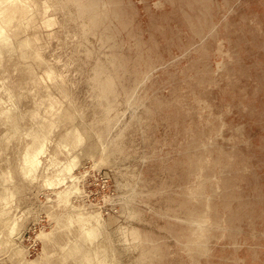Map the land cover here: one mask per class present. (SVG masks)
I'll use <instances>...</instances> for the list:
<instances>
[{
    "label": "rangeland",
    "instance_id": "1",
    "mask_svg": "<svg viewBox=\"0 0 264 264\" xmlns=\"http://www.w3.org/2000/svg\"><path fill=\"white\" fill-rule=\"evenodd\" d=\"M48 14L58 19L51 27L17 19V49L1 54L0 173L9 176L0 175V196H13L0 197V264H75L60 245L83 237L82 216L94 212L103 222L92 248L112 264H245L240 257L260 253L264 0H52ZM36 32L46 66L67 80L73 106L59 96L63 111L75 113L62 112L42 150L29 147L40 119L32 109L48 89L62 93L45 64L21 54ZM32 61L51 88L26 77ZM73 123L88 132L71 153L59 142ZM106 125L104 146L96 131ZM74 153L83 191L65 201L59 191L72 181L59 183L56 171ZM42 229L49 241L37 238Z\"/></svg>",
    "mask_w": 264,
    "mask_h": 264
},
{
    "label": "bare ground",
    "instance_id": "2",
    "mask_svg": "<svg viewBox=\"0 0 264 264\" xmlns=\"http://www.w3.org/2000/svg\"><path fill=\"white\" fill-rule=\"evenodd\" d=\"M51 6H52V0H0V60L2 59L1 58V54L4 53V52L6 54V52H9V50H11L10 48L12 46L14 47V45H15L14 43H11V39H12L11 37H12V34L14 32L13 28H14V25H15L17 19L19 20V21H17L18 23H20V21H22V19H24L25 21L28 20V22L26 21V23L30 24L29 26H32L34 28L51 27V26H53L54 23L56 24L58 22V21H56V20H58L56 17H50L49 14H48V11L51 8ZM16 25H17V23H16ZM25 25L26 24L24 22V25L22 27H24ZM27 25L25 26V28H19L18 27L20 30H18V28H15V30L21 31V29H23L21 32H18V34L22 35V32L24 31L23 32V35H24V33H26L27 30H28L26 28ZM15 27H17V26H15ZM32 27H30V28H32ZM34 28H32V29H34ZM24 29H27V30L25 31ZM15 33H16V31H15ZM49 34L51 36V35L56 34V33L55 32H49ZM19 37H20V35H19ZM25 37L26 36H23V38H21L22 42H23V40L26 41V39H24ZM27 39L28 40L30 39V40L29 41L27 40V42L25 43L26 45H24V43H22L23 46H26V47L22 46L21 54L23 53V55L30 56V57L32 56L33 59H34L33 61L35 62V65L39 66V65L42 64L41 67H44L43 64L47 63V60L44 61V59L46 57L44 58V56H42V54H44V52H43V48L44 47L42 48L43 43H40V42H42L41 41L42 40L41 39V35L38 32L34 33L33 35L31 33V36L28 35ZM7 44H12L11 47H9L8 50H7L8 47H6ZM20 46H21V44L18 46L19 49H20ZM16 47L17 46L15 45L14 48H16ZM23 48L24 49L26 48V49L23 50ZM20 50H18V51L20 52ZM24 51H25V53H24ZM14 52H16V51H14ZM14 55L11 54V56H9L7 54V56H9V57H13ZM33 61L31 63H29V65L26 64V65H28L27 67H30L31 65H33L35 67V65L32 64ZM33 66H31L30 69L28 68L29 71L26 68V70H27L26 74L28 72H32V75H29L30 74L29 73V74L26 75V77H28V75L31 76V78L29 77L30 80L33 83L35 82V84L36 83L38 84L39 80H41V78L42 77L44 78V76H45L47 78L46 81L50 80L54 84V86L58 87L57 89H59L61 91V92L60 91L59 92L62 93V95H58L57 96L53 91H51L52 88L50 86H47L48 84L44 83L45 81H43L44 80L43 78H42L43 82L42 81H40L42 83L39 82V84H43L44 83V85H46L48 88H51V90L50 89L47 90L46 86L43 85L47 91L45 90L46 93H43L44 97L41 94L42 96H40V97H42V101L40 99L41 102L40 101L39 102L41 104L36 103L37 109H36V107L34 108L35 110L32 109L33 112H32L31 115L33 117L34 116L36 117V116L39 115L40 117H38V119L39 118L40 119L37 120V118L34 117L35 120H34V123H32V126L35 127L34 129H35V131L37 132L38 135L34 136L35 139L32 140L33 142H32V144L29 145V147H34V146L37 145V147L42 150V149H45L44 147L46 146L47 140H49L50 137H51V134H50V132H52L51 128L53 126L55 127V125L58 122V119L60 118L61 114H63V115L67 114L66 118H67V116L71 118V117H73L75 115V113H71L70 112V110H72V108L71 109L68 108V113H66L65 109H67V106H66V108L64 107V111H63V107L62 106H65V105H63L61 97H59V96H62L65 99V100H63L64 103L66 101V98L68 100L70 99V101H71L72 96L69 94L68 88L64 85V82L66 83L67 80L65 79V75L61 72L62 70L58 69L57 67H54L53 65H47L46 66V64H45V66H46V67H44L45 75L41 76V78H38L40 76H38L36 74L37 72H35L33 70V68H34ZM7 72H8V70H7ZM23 79H25V78H23ZM25 81H27V79ZM25 83L27 84L29 82L27 81ZM17 84H18V81H17ZM39 84L37 85L38 88H40ZM21 85H19V86L21 87ZM13 86H14V84H13ZM27 86H29V84ZM32 86H34V84ZM17 88L20 89L19 87H17ZM13 89H14V87H12V91H13ZM21 89L22 90H20V91H22V92H23V90H26V88L23 89L22 87H21ZM14 91L16 92L15 89H14ZM18 93H19V95L21 94L20 92H18ZM16 94H17V92H16ZM94 95L97 98H100L102 100L105 99L104 97H101L97 93H94ZM91 96H92V94H91ZM44 105H45V107L43 109L42 106H44ZM38 106L39 107L41 106L42 108H39ZM72 106H73V102H72ZM72 106H70V107H72ZM42 109L44 110L43 112L40 111ZM103 111H105L107 113L108 108L104 107ZM62 112H65L66 114H64ZM72 114H74V115H72ZM33 117H32V119H33ZM63 117L64 116H62L61 118H63ZM73 119H74V117H73ZM33 124H35L37 127L35 125H33ZM73 125H74V123H73ZM73 125L70 127V129L68 128V131H67L68 133L66 132L67 136H65L64 139L61 142H59L60 145L62 143L61 150H62V148L65 147V148H68L71 151V153H73V151L75 152V150L77 149L78 146L83 145L84 141L86 140L87 132H88V129L86 127L85 128L81 127L78 124H76L74 126ZM109 127H111V126L110 125H106V127L103 130L101 129V130H97L96 131L98 133V136H99V139H100L99 142H100L101 145L106 146L105 145V140H106V138L108 136L107 134L109 132ZM103 131H105V132H103ZM9 139L10 138H8L6 140L9 142L10 141ZM92 146H94V145H92ZM1 151L3 152V148L1 149ZM106 151H107L106 149H104L102 151V156H101L102 160H104L105 157H106ZM0 155H2V154H0ZM78 156H79V153L70 154L69 157H71V158L68 161H66V162L63 161L61 163V165H59L57 171L55 170L57 176L61 178V181H59V183L64 182L67 177L70 178V180L72 181L71 184H68L66 189H64L62 192L59 191V198L63 197L65 195L64 198H60L61 200L67 199L68 197L66 198V196H68V194H71V193L74 194V193H77V192L80 193L81 191H83V188H81V185H79L80 177H78V176H76L74 174L76 165L79 163V157L80 156L79 157ZM28 158L31 161L33 160L32 155L30 157H28ZM72 158H73V162H72ZM102 160H100V162ZM58 164H60V163H58ZM7 169H5V170H7ZM5 170H4L3 173H0V175L2 177H4L3 180H5L9 176L8 171H5ZM1 192H3L2 193L3 196L2 195L0 196V197H3L1 199L2 200L5 199L6 202L9 201V199H11L12 196H13V192L8 190V188H4L3 191H1ZM65 201H68V200H65ZM94 214L86 215L84 217L82 216L83 224H82V222H80V223L82 224L81 227L83 228V233H82L83 237H81L82 235H80V236H78L79 238H77V237L74 238L75 242H73V243L71 242L72 244L69 242L71 245L70 244L69 245L66 244V246H65V244H64V246L60 245L61 246L60 249L63 248L65 252L69 248L72 249V250H69L67 252V254H65V255H62V253L64 251L62 252L63 249H61L62 253H59L61 255V257L63 256V258H64V256L68 255V258L69 257L71 258L73 256V257L78 259L77 261L74 260V261H76V263L78 261H80L79 263H82V264H112V263H110L111 260L108 257L109 253H108V256H107L106 253L103 254V251H105V250H103V248H101L102 251H100L101 249L100 248L98 249V247L92 248L93 242L95 241V239H97L99 233H101L99 231L100 230L99 228H100V226H102V222H103L101 220V217H102L100 215L101 213L94 212ZM84 219H85V222H84ZM73 221L75 222V220H73ZM93 221H95V222H93ZM70 222H72V221H70ZM192 222L198 224L201 227H203L206 224L205 222H201V221H197V220H192ZM72 224H73V222H72ZM66 226H68V225H66ZM79 226H80V224H79ZM38 237L39 238H46L47 241H49L48 238H51L50 231H45V230L42 229L40 231V233L37 234V238ZM80 237L83 238V239H81V241L77 240V239H80ZM77 241H79V243L76 246H73V244L77 243ZM82 241H84L85 243H83ZM86 242L89 245H87ZM43 245H45V246H42L44 248H43L42 252L40 253L42 259L45 258V256H46V248H47V245L45 244L44 241H43ZM67 245L70 246V247L68 248ZM66 247L68 248L67 250H66ZM95 248H97L98 250H96ZM100 252H102V253H100ZM102 254L106 255L105 260H104V258L100 257V256H102ZM66 258L67 257H65V260H66ZM107 258L109 259V261H108ZM106 259H107V261H106Z\"/></svg>",
    "mask_w": 264,
    "mask_h": 264
},
{
    "label": "crops",
    "instance_id": "3",
    "mask_svg": "<svg viewBox=\"0 0 264 264\" xmlns=\"http://www.w3.org/2000/svg\"><path fill=\"white\" fill-rule=\"evenodd\" d=\"M262 251L259 253H255L253 256H248V257H240L244 261L245 264H264V242L260 245H258ZM231 258V257H230ZM232 260L230 259V262Z\"/></svg>",
    "mask_w": 264,
    "mask_h": 264
}]
</instances>
